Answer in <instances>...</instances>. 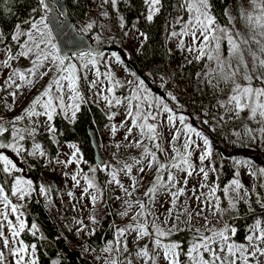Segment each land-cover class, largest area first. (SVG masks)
Wrapping results in <instances>:
<instances>
[{"label":"snow or ice","instance_id":"1","mask_svg":"<svg viewBox=\"0 0 264 264\" xmlns=\"http://www.w3.org/2000/svg\"><path fill=\"white\" fill-rule=\"evenodd\" d=\"M107 2V0H106ZM117 0H111L113 6H115ZM147 5L148 22H152L154 17L157 16L163 8V0H144ZM40 8L43 10V15H40L39 19L33 17L25 23L29 24L27 31H21L20 25H16V31L12 35L11 39L19 44L20 51L12 54L8 52L7 59L3 61L5 68H11V61L19 57L31 58V67L26 71H20L19 69H13L8 75L5 84L8 88H14L10 93L13 97V102L16 100L17 93L20 92L22 87L32 88L44 79V77L51 76L48 83L39 91L38 95L31 101L30 106L25 109V114L29 117H39L41 115L47 118L48 122L53 121L54 116L57 114V110L64 113L66 118L71 119L73 122L76 119L77 113L80 111L81 104L85 102L83 93L80 90V75L82 70L91 71L95 69V76L97 79L88 80L85 73L83 79L88 82L90 89H96L99 84H103V81L99 78L102 73L97 67L99 63L100 53H93L92 51L79 53V59L82 63L79 67L67 62L68 57L60 54V49L54 43V37L50 24L56 25L59 23L58 17L54 14L49 18V9L51 5L46 3V0H38ZM253 10L247 13L242 12L241 16L246 19L253 35L250 38H245L241 33L233 32L217 24L216 18L212 15V5L209 0H183L181 7L185 9L188 14V18L184 20L180 18V30L172 31L171 37L179 38V46L181 50H185L184 37H191V46L186 47L188 53H196L197 61L206 58L208 61H214L216 64L215 69H211V72H216L220 80L224 83H231L232 87L228 98L224 101H218L219 107L224 109L225 114L239 118L241 113L247 112L248 119L258 123L259 129L255 132L259 133V138L264 143V0H252ZM37 11V9H33ZM123 19V18H121ZM86 29H92L93 25L87 24ZM127 35V33H125ZM144 38V41L148 39L147 35L143 32L139 33ZM21 36L26 39L21 43ZM3 39V33H0V40ZM99 39V37H97ZM249 39L258 46V51L253 50L249 46ZM226 40L228 46V56L224 57L221 52V42ZM247 46V47H242ZM259 53V54H258ZM116 62L121 63V57L119 54H113ZM246 56L251 57V62L246 60ZM236 63L233 64L232 61ZM103 75L113 82L114 86L119 85V81L115 80L110 68L109 71L103 73ZM134 75V74H133ZM237 77H240L243 83L238 82ZM161 79H164L161 77ZM260 82L261 86H254L253 80ZM19 81V83L17 82ZM219 82L213 87H218ZM131 83V82H129ZM211 83V81H209ZM137 91L132 94L127 104L128 112L127 116L132 120V127L127 129L128 135L132 134V128L138 129L140 139L130 142L129 147L141 148L143 146L142 158L135 159L134 164L123 163V167L117 169L111 165H101L106 171L110 170L111 180L108 183L115 182L129 197L132 196V192H129L124 185L121 184L117 178L120 172H124L125 175L131 174L135 164L141 165L138 171L144 173L146 170H151L153 167L156 169L155 178L151 184V187L145 192L147 203L145 201L136 200L135 205L139 206V211L131 217L132 223L125 228H116L114 242H109L108 245L103 248V252L111 253L112 251L120 252L121 248L124 252L128 251L127 238L133 232L136 233V239H143L144 237L152 238L154 236L155 247L150 249L146 244L137 255L144 259L145 264L151 261V264H157L156 250L161 249L163 252V258L168 264H180L179 261V243L162 244L161 238H166L173 234L176 230V225L173 224L171 228L165 230L156 221L159 217L155 216L152 211V205L156 202V197L159 194L167 193L171 197L172 207L168 210L169 217L173 216L175 211V219L179 221L180 216L187 214V220L183 221L186 224H191L194 218L193 212L189 210L187 200L188 196L186 189L188 187V178L195 175L202 174L203 182L200 183L199 189H208V192L199 191L193 187L191 191L192 197L205 207L212 209V215H223L228 210H236V205L239 201L243 200L245 203L248 201L245 199L247 192L242 196L240 190L244 188L241 181L238 179L240 172L237 170L234 173V178L230 183L224 186L222 189L218 184L209 185L207 183L209 179V172L215 173L216 167L214 165L210 167L204 166L206 160H210L212 156V147L209 138L203 134L202 131L197 130L190 123H186L189 117L181 114L177 116L173 109L164 102L162 98L152 97L148 88L145 86L143 79H138L136 84ZM105 89L101 88L95 93L98 97L102 98L108 107L121 104L119 98H109L108 95H104ZM222 91V89H221ZM107 92H112V89H107ZM143 93L140 95L139 93ZM168 98L178 104L175 96L168 93ZM132 101H137L133 104ZM38 109H42L39 111ZM162 113H167L166 122L168 126L176 129L173 133L172 140L170 141L172 156L168 160H161L157 153H162L167 156V152L162 146V134L160 132L161 120L159 117ZM114 115V114H113ZM207 115V113H205ZM111 118V117H110ZM23 117H16L15 120H22ZM216 119L215 117L213 118ZM183 126V143L178 144L181 139L182 131L176 127V121ZM225 116L221 115L219 121H224ZM151 121V122H150ZM12 128V141L5 143L0 140V149L10 148L13 152L20 154L23 149L20 146L21 141L25 140V133L28 136L34 137L36 128L32 129H19L14 126ZM35 123V122H34ZM202 123L208 124L209 127L215 131V127L210 124L208 120H204ZM49 132L54 133L55 127L49 123ZM123 127V124H121ZM116 127L112 128L113 133L116 132ZM9 129L0 124V138L4 137V134ZM245 135H247L253 142L256 141L257 136L254 134V130L245 125ZM239 139L240 133H234ZM193 136L196 139H193ZM128 137L125 136V139ZM145 140L151 144V148L148 144H145ZM202 141V147L197 141ZM76 148L75 145H70ZM39 150V145L35 146ZM119 147V145H117ZM155 149V151H153ZM196 149H200L198 156L200 167L197 169L196 165L192 161L193 152ZM34 153H30L33 155ZM79 154V149L73 152L71 158L68 161H59L57 163H64L65 166L75 163L79 167L80 162L83 160L82 155ZM40 156H44L43 151L39 152ZM0 162L3 164L2 171L8 175L12 172H19L21 169L17 168V165L13 163L5 155H0ZM234 164L237 168L249 167L251 168V162L249 160H236L233 158ZM119 163V162H118ZM91 171L95 172L96 169ZM165 173L167 176L165 178ZM180 173H185L184 177L179 176ZM259 173L264 175V168L259 169ZM82 173L78 171L77 175ZM251 175L256 174V170L250 172ZM77 175L72 176V180L79 185L80 181L77 179ZM86 187L84 193L90 196L93 207L100 201L102 190L98 188L95 180V176H84ZM137 181H133V191H135ZM32 190V181L15 178V183L11 189V195L17 196L23 200L25 195ZM94 190V191H90ZM41 192H46L44 188L40 189ZM218 191L224 193L225 198L228 200L229 209H222L220 207V197L216 195ZM234 193L235 195H232ZM71 196L72 193L70 192ZM185 197L182 210L177 209V202L180 197ZM0 203H2L5 210H10L12 214L18 213V206L12 204L8 195L5 193V188L0 186ZM126 209L120 213L122 216H127L133 207L132 201H125ZM261 207L264 208V202L257 200ZM205 207H201L199 211L195 212V217H202L205 221L203 228H189V231H194L195 235L192 238L190 247L187 249L186 255L189 258V264H250L254 261V264H264L261 257H264V227L261 226V220L257 219L255 224L249 229L250 234L246 235L245 239L247 244H238L232 238L237 233V228L225 224L223 228L217 229L215 226L208 227L209 221L207 216L203 215ZM249 210H252L249 207ZM23 213L16 215L17 224H14L9 219L8 211H0V216L7 222L6 226L11 233V243L18 244L19 247H9L10 240L4 237L3 227L5 225L0 224V237H3L4 248L9 249L11 255L15 258V264H37L35 258L26 259L28 253V245H25L22 240L16 239L20 236L26 227L25 221L21 219ZM151 217V219H149ZM93 223H97L95 217H90ZM143 221V222H141ZM82 223V222H81ZM167 223V220L164 221ZM151 228V231H149ZM32 229L36 230V225H32ZM83 230V229H80ZM93 229L89 235L94 234ZM205 232L208 234L205 235ZM230 233V235H229ZM33 234H35L33 232ZM36 251L35 246H31V252L34 254ZM207 254V258H205ZM223 254V255H222ZM5 256L4 252L0 251V264H4ZM105 264H122L116 259L106 261ZM128 264H132L129 260Z\"/></svg>","mask_w":264,"mask_h":264},{"label":"rangeland","instance_id":"2","mask_svg":"<svg viewBox=\"0 0 264 264\" xmlns=\"http://www.w3.org/2000/svg\"><path fill=\"white\" fill-rule=\"evenodd\" d=\"M107 2L110 3L111 0H107ZM107 2L106 0L94 1L90 6V11L86 23H84L79 29L80 33L87 34L91 31V29H86L85 26L87 24L91 23L93 26H96V31L93 32V36L90 38L92 45L95 47H100L103 46V44H106L105 46H108L110 48L109 51L100 54L99 63L97 65L100 72L102 73L99 79L103 81V84H99L96 89H90L88 87V82L83 79L84 74H87L89 81L97 79V77L94 74L95 69L91 71L85 69L79 72V75L81 77L80 90L83 93L84 99L93 98L98 106L105 112L107 117L112 118V121L110 122V125L106 130L105 142L100 145V140H98V147L100 154L105 161L104 165H111L119 169L123 167V163L134 164L133 158H142L143 146L141 148L128 146L130 142L140 139L138 129L132 128L131 135H128L127 133V129L129 127H132V120L127 116V104L132 94L137 91L136 84L138 79L140 78L137 77L133 72L132 73L134 75H132L124 65L116 62L113 54L115 53L120 55L121 52H125L128 55V52L136 51L141 45L142 38L137 32L132 33L128 41L127 39H124V37L121 39V34L118 36H114V33L108 26L106 12ZM252 10V0H233L228 9L230 26H227L226 28L230 29L233 34H235V32H239L245 38H250L253 33L251 32L246 19L241 16V13H247ZM43 14L44 13L42 11V15ZM117 21L121 27L119 18H117ZM179 30L180 23L178 24V27L173 31L178 32ZM21 31L27 30L23 29ZM97 37H99V39H97ZM25 39L26 37H23L22 42ZM170 41L171 47L180 48L179 38L170 36ZM184 45L186 54L185 58L180 62V64H184L186 62L188 63L193 60L197 61V59L195 58L197 55L196 53H188L186 51V47L191 46V37H184ZM249 46L253 50L258 51V46L250 39ZM242 47L247 46L242 45ZM9 51V48H5L0 56V124L9 129V131L6 132L4 134V137L0 138V140H3V142L5 143L13 142L11 131L13 128V122H15L14 126L19 129H32L33 127H35L36 133L43 132L44 130L49 131L48 125L52 122H48L47 118L43 115L39 117L29 118L25 114V109L30 106L31 101L48 83L51 73L49 74V76L44 77L43 80L39 81L35 85V87H22L20 92L17 93L15 102H13V97L10 95V93L14 90V88H8L5 84V81L13 69L26 71L29 67H31V58L26 59L23 57H19L11 61V68H5L3 66V61L7 59ZM18 51H20V48ZM221 52L224 57L228 56V46L226 40L221 42ZM246 60L250 63L251 57L246 56ZM199 61L200 63H202V69L197 76L196 85L192 91V94H189V91V93H187L186 90H188V88L185 85H174L171 87V85H169V81L171 82L172 78H170V72L168 71V73L165 72L161 76L158 75L156 77V80L148 75L151 71H146L143 76H145L148 82H150V84L153 86V89L150 90L146 86V84L145 86L152 94V97L162 98L164 102L173 109L174 113L177 116L183 114L189 117L186 123H190L193 127L198 126L200 129L205 130V132L209 136L218 141L219 145L224 144V146L222 147L225 149V151L221 148L223 150V154L225 153L227 157L231 158L236 171L238 170L240 172V176L238 177V179L244 186V188L240 190V194L243 196L246 191L247 196L245 197V199L248 200L249 198H252L256 202L259 209L263 210L260 203H257V200H260L262 202V197H264V175H261L259 173V169L264 168V161L259 166L258 160L260 158H257V156L254 155L255 152H259L264 157V143L261 142L259 133L255 132V130L259 129L260 125L248 119L247 112L241 113L239 118H235L233 116L225 114L224 109L219 107L218 101H224L228 98L232 85L230 82L224 83L223 81H221L216 72H211L210 75H206L210 73L211 69L216 68V64L214 61H208L206 58ZM67 62L74 63L78 67L82 63L78 55L68 57ZM232 63L235 64L236 61L233 60ZM109 68L113 76L115 77V80L119 81V85L114 86V83L109 82V80L103 75V73L109 71ZM161 77H163L164 79H161ZM237 80L238 82L243 83L240 77H237ZM209 81H211V83H209ZM218 81H220L218 87H213V85H216ZM17 82L19 83V81ZM253 85L261 86L260 82L255 79L253 80ZM101 88L105 89L103 93L104 95H108L110 99H112L113 97L119 98L121 100V104L115 105L111 108L108 107L106 105V102L102 98L95 95V93ZM109 88L112 89V92H107V89ZM168 93H171L176 97L178 104L168 98ZM139 94L143 95L142 92ZM132 103L135 104L137 103V101H132ZM38 110L42 111V109ZM57 111H59V109ZM205 113H207V115H205ZM61 114L64 116L63 112H61ZM221 115L225 116L224 121H219V117ZM16 117H23V119L16 121ZM166 117L167 113H162L159 117V119L161 120L159 130L162 134V146L167 152V156H164L162 153H157L158 157L161 160H168L171 158L172 145L170 144V141L172 140L173 133L176 131V129L168 126ZM214 117L216 118L215 120L213 119ZM67 119L71 120L69 118ZM204 120H208L210 124L215 127V131H213L208 124L202 123ZM121 124H123V127H121ZM245 125L254 130V134L257 136L255 142H253L247 135H245ZM113 127H116L117 129L115 133H113L112 131ZM176 127L181 129L182 131L181 139L180 141H178V144H182L184 138L183 126L179 124L178 120L176 121ZM237 132L240 133L239 139L234 135V133ZM35 135L34 137H32L28 136L27 133H25V140L19 142L20 146L23 149L20 154L13 152L10 148L0 149V155L7 156L13 161V163L17 165V168L21 169V171L19 172L14 171L11 173V175H8L2 171L3 164L2 162H0V171H2L4 179L8 180L11 178V189L15 183V178L31 180L26 170L27 166L30 165L29 160L31 158H37L43 166V172L40 177L41 181L38 184L32 182V190L25 195V198L23 200L19 199L17 196H12V204L18 206L17 214L22 213L21 208L24 205L25 201H27L29 196L37 195L38 198L43 201V203L47 207L50 215L54 218V220H56L63 237L68 240L73 248L80 249L81 252L95 264H105L106 261H110L112 259H116L119 262H122V264H128L129 260L132 261V264H145L144 259L139 257L137 253L146 244L150 249L154 248V236L152 238L144 237L143 239L137 240L136 233L133 232L127 238V252H124L121 248L120 252H116L114 250L111 253H105L103 251L97 253L87 250L84 246V242L89 236V233L92 232L93 229L96 230L103 217L108 213H110V217L114 221L115 230L116 228H125L127 225L132 223L131 217L135 215L137 211H139V206L135 205L134 202L136 200H141L147 203L145 192L149 187H151V184L155 178V167H153L151 170H146L144 173H140L138 169L139 167H141V165L135 164L131 174L125 175L124 172H120L117 178L120 180L121 184L124 185V188H127L129 192H132V196L129 197L128 195H126V193L115 182L107 183L112 192V195H110V200L112 202L111 208H113V210H109L110 208L107 207L109 199L107 195H104L103 193L101 195L100 201L96 203L95 207H93L90 196L84 193V188L86 187L84 176L86 175L88 177H92L93 174L89 172L84 174V172L82 171V167L80 166L82 161L80 162L79 167L75 163L69 164L68 166H65L64 163H57V160L68 161L71 158L73 152L76 151V148H73L70 145L74 144L61 145L58 157L49 160L46 156L44 157L39 155V152L41 150L40 147L39 150H37L35 147L36 145H39L35 141ZM125 136H127L128 138L125 139ZM193 139H196V137L193 136ZM197 142L202 147V141L198 140ZM145 144H148L150 148L152 147L147 140H145ZM117 145H119V147H117ZM241 150L246 151L245 155ZM153 151H155V149H153ZM252 152L254 153L250 155V153ZM30 153L34 154L30 155ZM199 154L200 149H196L193 152L192 156V161L196 165L197 169L201 166L198 159ZM78 155H80V153ZM233 158L236 160H249L251 162V168L243 166L237 168V166L233 162ZM253 162H256L255 164H257L258 166L252 165ZM204 166H212V159L210 158V160H206ZM253 170H256L255 175L250 174V172H252ZM78 171L82 174L77 175ZM108 173V181H110V170H108ZM73 175H77V179L80 181L79 185H77L76 182L72 180ZM184 175L185 173L179 174L181 178H183ZM166 176L167 173H165V178ZM134 180L137 181L135 191H133L132 188ZM202 182V174H194L192 177L188 178V187L186 189V193L189 198L187 200V204L189 210L192 211L194 215V218L191 221L190 225L183 222L187 220L186 213L180 216L179 221L175 219V211L173 213V216L169 217L168 210L172 207V205L171 197L167 195V193L157 195L155 204L151 206L155 216L159 217L156 223L165 230L171 228L172 225L175 224L176 230L174 232H177L184 228L189 229L190 227L193 229L203 228L205 221L202 217H195V212L199 211L201 207L205 206L199 204L195 200V198L192 197L191 191H189L190 189L195 187L198 189V193L199 191L207 193V188L199 189V185ZM207 183L209 185L218 184V179L215 173L211 171L209 172V179ZM41 188H44L46 192H41ZM70 192L72 193L71 196L69 195ZM216 195L220 197V207L222 209H229L228 200L225 198L224 193H221L220 195V192L218 191ZM232 195L235 194L232 193ZM126 200L132 201L133 207L127 216H122L120 215V213L124 212L126 209V205L124 203ZM184 200L185 197H180L179 201L177 202L178 210H182L181 205L183 204ZM0 211H8L9 219L18 226V221L16 220L17 214H12L10 210H5L2 203H0ZM211 213L212 209L209 207H205L203 215L207 216L208 218V227L215 226L217 229L223 228L225 224L231 226V221L234 222L238 218L236 210H228L222 216L219 214L213 216ZM93 216L95 217L97 223H93L90 219V217ZM21 219L24 220L23 215ZM149 219H151V217H149ZM165 220H167L166 224L164 223ZM0 224L5 225L3 227V232L4 237L9 238L10 240L9 247H19L18 244L11 243V233L6 226L7 222L3 220L2 216H0ZM149 231H151V228H149ZM207 234L208 233L205 232V235ZM16 239L19 240V237H17ZM161 243L168 244L174 242L169 241L168 237H166L161 238ZM245 244H247V242ZM0 251L4 252V264H15V258L11 255L9 249L4 248L3 237H0ZM156 254L157 264H168V262L163 258V252L161 249H157ZM32 258H34L33 254L27 253L26 259ZM261 260L264 261V257H261ZM148 264H151V261H149ZM250 264H254V261L250 262Z\"/></svg>","mask_w":264,"mask_h":264},{"label":"trees","instance_id":"3","mask_svg":"<svg viewBox=\"0 0 264 264\" xmlns=\"http://www.w3.org/2000/svg\"><path fill=\"white\" fill-rule=\"evenodd\" d=\"M94 1L96 0H65L68 15L78 32H80L81 26L86 23L90 6ZM232 1L209 0L212 5V15L220 26H230L228 9ZM182 4L183 0H163V8L152 22H148L146 19L147 5L144 0H117L115 6L111 2H107L106 12L108 26L114 36L121 34L120 38L124 37L128 41L132 33L137 32L139 34L143 32L148 37L144 41L141 36L142 42L136 51L130 50L131 52H128V55L125 52H121L125 54L126 59L131 61L136 70L135 73L125 60L121 58V64L132 75L134 73L138 77L137 73H139L143 76L146 71H151L148 75L156 80L158 75L161 76L168 71L170 72V78H172L171 82L169 81L171 87L174 85H185L188 88V90L185 89L187 93L190 92L189 94H192L197 76L202 69V63L193 60L180 64L185 58V50L170 46V34L178 27L179 23L177 21L181 17L184 20L188 18L187 12L181 7ZM33 9H37V11L34 12ZM42 11L38 0H0V33H3V39L0 40V56L5 48H9L13 55L18 52L19 44L11 39L16 31V25H20L21 30H28L29 24L25 22L33 17L39 19ZM117 18L120 20L121 27ZM95 31L96 26H93L91 31L84 35L90 40ZM23 37L20 38V42H22ZM105 45L103 44L100 47H108ZM143 77L146 79L145 76ZM84 100L85 102L81 104L80 111L77 113L74 122L65 118L60 111H57L51 122L56 131L54 133L45 130L38 132L35 135V141L39 144L40 150L45 153L44 157L46 156L49 160L58 157L61 145L74 144L83 157L80 164L82 171L84 174L89 172L95 176L98 188L109 199L107 207L110 208L109 210H113L110 200L112 192L107 184L108 170L106 171L95 164L94 150L91 147L88 136V129H93L97 134L98 140H100V145H102L105 142L106 130L112 118L107 117L93 98ZM197 127L195 126V128ZM197 130L202 131L207 137L209 136L205 130L199 127ZM208 138L212 147V165L216 167L215 175L218 179V185L222 189L234 178L236 168L231 158L227 157L225 153L223 154L222 149L224 148L222 146L224 144L219 145L218 141L211 136ZM241 151L245 155L246 151ZM253 153H250V155ZM254 155L260 158L258 160V165L260 166L264 161V157L259 152H255ZM29 162L30 165L26 168L28 176L32 182L38 184L41 181L43 166L37 158H31ZM255 163L253 162L252 165L258 166ZM92 169H96V171L93 172L91 171ZM11 184V178L8 180L4 179L3 173L0 171V185L5 188V193L13 203V197L10 193ZM219 192L220 195L223 193L222 191ZM247 201L248 203L243 200L237 203L236 212L238 218L230 223L231 226L237 228V233L232 239L238 244L247 242L245 237L250 234L249 229L255 224L257 219L261 220V226L264 227V208L263 210L259 209L252 198ZM262 202H264V197H262ZM249 207L252 210H249ZM21 211L26 227L20 233L19 240L29 246L28 253L30 254L32 253L31 246H35L36 251L32 254L37 264H95L80 249L73 248L68 240L63 237L56 220L50 215L47 207L37 195L29 196ZM33 224L36 225V230L32 229ZM194 235L193 231L184 228L168 236L169 241L180 244V249L178 250L180 264H189L186 252ZM114 236V221L111 219L110 213H108L103 217L94 234L86 238L84 246L89 251L99 253L109 242H113ZM205 258H207V254H205Z\"/></svg>","mask_w":264,"mask_h":264},{"label":"water","instance_id":"4","mask_svg":"<svg viewBox=\"0 0 264 264\" xmlns=\"http://www.w3.org/2000/svg\"><path fill=\"white\" fill-rule=\"evenodd\" d=\"M46 3L51 5L49 9V18L52 15L58 17L59 23L56 25L50 24L52 34L57 47L60 49L62 56L71 57L76 56L82 52L92 51L93 53H102L109 50L108 47H95L90 42L89 38L82 33H79L75 24L68 15L65 0H46ZM121 58L131 67L133 71L136 70L129 59H126L125 54H120ZM138 77L145 81L146 86L152 90L153 86L141 74L137 73ZM88 136L91 147L94 150V161L97 166L104 165L105 161L100 154L98 147L97 134L93 129H88Z\"/></svg>","mask_w":264,"mask_h":264}]
</instances>
